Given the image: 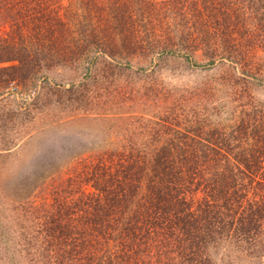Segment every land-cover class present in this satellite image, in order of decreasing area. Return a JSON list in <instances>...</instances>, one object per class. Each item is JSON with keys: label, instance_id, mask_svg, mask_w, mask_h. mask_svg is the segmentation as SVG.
<instances>
[{"label": "trees", "instance_id": "1", "mask_svg": "<svg viewBox=\"0 0 264 264\" xmlns=\"http://www.w3.org/2000/svg\"><path fill=\"white\" fill-rule=\"evenodd\" d=\"M3 26L5 83L81 71L67 101L121 138L68 153L61 175L50 156L18 200L0 196V227L13 234L1 236L4 261L263 264L264 105L249 89L264 68V0H0ZM169 59L221 68V82L154 77Z\"/></svg>", "mask_w": 264, "mask_h": 264}, {"label": "rangeland", "instance_id": "2", "mask_svg": "<svg viewBox=\"0 0 264 264\" xmlns=\"http://www.w3.org/2000/svg\"><path fill=\"white\" fill-rule=\"evenodd\" d=\"M7 30L6 26L0 27V34ZM256 56L263 57L264 51H258ZM255 57H253V65L258 61ZM159 64L160 72L154 77L173 85L184 86V84L195 85L208 82L210 86L221 82L222 79L223 71L218 67L213 71L200 70L191 68L183 61L172 59L160 60ZM2 66H8V64L0 65V68ZM10 72V70H0V196L12 201L18 200L16 192L20 193L21 184L31 180L29 178L33 175L34 167L50 156L55 158L59 168L64 167V170L60 172L61 175L66 172V166H68V153L73 154L72 157L79 156L80 153L98 145L102 140L119 141L121 139L108 136V133L107 137L105 136L101 126L104 120L100 121L97 118L94 109L88 111L67 101V97L73 94L72 85H79L82 81L81 71L62 70V68L50 71L43 69L37 80L23 86L4 82ZM126 76L124 80H137L131 73ZM259 78L261 83L256 80L250 81L252 84H250L249 92L258 103L264 105V68ZM86 89L94 88L89 85ZM229 90L228 94L232 92V88H227V91ZM239 92L241 93L240 89ZM221 94L224 95L223 102H227L228 99V107L233 108L234 105L231 102L233 97L228 95L226 98L225 92ZM248 100L245 94L240 103ZM225 117L227 116L224 112L222 118ZM225 124L231 126L232 122L229 120ZM48 183L50 187L43 185L41 188L43 192L40 193L39 202L49 197L48 192L53 187V183ZM27 192H33V188H27ZM24 195L25 193L22 196ZM30 200L32 199L29 198V202ZM4 235H13L12 230L7 226L3 230L0 227V242L1 236L5 237ZM5 254L3 245H0V264H8L7 260L4 261ZM215 257L218 260L217 252ZM262 263L264 264V261ZM236 264L256 263L245 261Z\"/></svg>", "mask_w": 264, "mask_h": 264}]
</instances>
